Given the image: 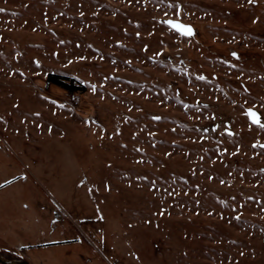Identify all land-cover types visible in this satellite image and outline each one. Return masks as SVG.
Returning <instances> with one entry per match:
<instances>
[{"label":"rangeland","instance_id":"rangeland-1","mask_svg":"<svg viewBox=\"0 0 264 264\" xmlns=\"http://www.w3.org/2000/svg\"><path fill=\"white\" fill-rule=\"evenodd\" d=\"M0 9V254L264 264V0Z\"/></svg>","mask_w":264,"mask_h":264},{"label":"snow or ice","instance_id":"snow-or-ice-1","mask_svg":"<svg viewBox=\"0 0 264 264\" xmlns=\"http://www.w3.org/2000/svg\"><path fill=\"white\" fill-rule=\"evenodd\" d=\"M0 11H4V9H0ZM167 23L173 28L177 29L183 35L191 36L194 34V30L190 25H185L174 20H168ZM232 55L236 56L237 53L233 52ZM38 63L39 61H37V64ZM201 79H204V77H201ZM93 90H95V86H93ZM247 115L254 124L264 127V123L261 122L260 114L257 111L253 110L252 108H249L247 110ZM157 119H159V117H157Z\"/></svg>","mask_w":264,"mask_h":264},{"label":"trees","instance_id":"trees-1","mask_svg":"<svg viewBox=\"0 0 264 264\" xmlns=\"http://www.w3.org/2000/svg\"><path fill=\"white\" fill-rule=\"evenodd\" d=\"M65 80H66L65 77H63L59 74H55V73H50L47 77V81L49 83H53V84H56L58 86H61L62 88L69 90L71 92H74V91L79 90V89L84 90V87H79L77 85H74L73 83H68Z\"/></svg>","mask_w":264,"mask_h":264},{"label":"water","instance_id":"water-1","mask_svg":"<svg viewBox=\"0 0 264 264\" xmlns=\"http://www.w3.org/2000/svg\"><path fill=\"white\" fill-rule=\"evenodd\" d=\"M175 21V20H174ZM179 23H182L180 21H177ZM184 24V23H182ZM186 25V24H185ZM193 29V28H192ZM177 30V29H176ZM249 109V108H248ZM253 109V108H252ZM255 110V109H253ZM256 111V110H255ZM252 121V120H251ZM264 146V143H263ZM0 263L2 264H31L28 260L26 259H11V258H6L2 254H0Z\"/></svg>","mask_w":264,"mask_h":264},{"label":"flooded vegetation","instance_id":"flooded-vegetation-1","mask_svg":"<svg viewBox=\"0 0 264 264\" xmlns=\"http://www.w3.org/2000/svg\"><path fill=\"white\" fill-rule=\"evenodd\" d=\"M251 120V119H250Z\"/></svg>","mask_w":264,"mask_h":264}]
</instances>
